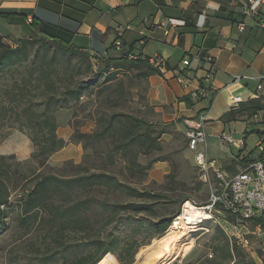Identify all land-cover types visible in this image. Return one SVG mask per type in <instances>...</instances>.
<instances>
[{
	"label": "rangeland",
	"instance_id": "1",
	"mask_svg": "<svg viewBox=\"0 0 264 264\" xmlns=\"http://www.w3.org/2000/svg\"><path fill=\"white\" fill-rule=\"evenodd\" d=\"M38 40L29 48L26 60L18 63H52L70 82L83 81L85 91L79 101L55 113L58 135L66 145L44 164L33 157L36 148L26 128L20 130L14 117L0 122V165L6 170L2 179L10 193L9 206H3L6 217L0 227V264H88L102 253L95 245L98 241L115 247L98 264H123L135 252L133 264H139L155 248L161 221L179 214L187 200L200 205L209 201L211 185L201 180L200 168L188 146L189 130L182 119L170 120L152 102L148 77L142 76L144 66L121 59L120 54L98 58L71 55L48 38ZM113 59L120 61L119 66L111 62ZM23 71L12 73L7 67L0 71V97L13 79L27 75ZM129 117L145 121L142 128H135V133L147 130L153 139H159L161 149L144 153L142 146H134V151L125 156L118 148L125 130L132 128ZM227 128L232 138L239 141L253 126L233 121ZM80 134L97 135L94 139H79ZM233 151L238 152L235 148ZM246 163L241 160L222 169L235 175ZM87 172L110 173L140 192L155 196L115 194L99 187L80 191L72 195L71 201L95 197L122 205L139 204L151 212L118 209L111 213L95 204L86 212L89 220L83 225L52 223L39 209L23 214L24 202L37 176L71 178ZM57 205L67 206L68 202L58 197ZM249 229L245 236L249 245L244 248L231 236L229 228L227 233L216 221L191 227L188 234L194 238L193 249L165 264H205L216 259L222 264H244L251 259L264 264V226L258 230L250 224ZM226 243L237 246L240 256H228Z\"/></svg>",
	"mask_w": 264,
	"mask_h": 264
},
{
	"label": "crops",
	"instance_id": "2",
	"mask_svg": "<svg viewBox=\"0 0 264 264\" xmlns=\"http://www.w3.org/2000/svg\"><path fill=\"white\" fill-rule=\"evenodd\" d=\"M245 3L246 0H0V35L9 42L56 39L97 57L119 54L113 51L119 39L124 52L164 59L166 73L148 78L149 96L157 109L170 120L182 119L188 130L204 124L208 157L217 167L241 160L247 166L258 158V144L264 143V109L258 108L264 106V28L245 12ZM170 18L182 19L185 25L165 26ZM208 57L215 64L214 75H210ZM186 59L190 63L184 66ZM236 77L241 79L236 81ZM234 96L243 99L238 109L231 106ZM184 97H189L190 102L183 101ZM233 121L253 126L238 141L243 142L240 148L223 140L231 136L227 125ZM233 148L238 152L234 153Z\"/></svg>",
	"mask_w": 264,
	"mask_h": 264
},
{
	"label": "trees",
	"instance_id": "3",
	"mask_svg": "<svg viewBox=\"0 0 264 264\" xmlns=\"http://www.w3.org/2000/svg\"><path fill=\"white\" fill-rule=\"evenodd\" d=\"M49 40L59 44L61 49L71 55L92 56L62 41ZM39 41L38 39L24 38L16 41L17 44L14 41L7 44L4 37L0 35V71L7 67L12 73L14 71L19 72L21 69H24L23 72L27 73L26 75L22 72L21 75L23 74V76L20 79H13L12 84L2 91L0 97V122L2 124L7 119L14 117V120L20 125V130H25L26 128L29 132L30 140L36 148L33 157L40 159L41 163L44 164L54 153L66 145V141L58 135L55 113L62 108H69L74 102L79 101L84 94L85 87L83 81L75 82L72 80L70 82L69 80L71 79L68 77L64 78L52 63H18L26 60L30 52L29 48ZM113 51H115L114 47ZM118 53L121 55V59L133 61L137 66H144L145 71L142 76L149 78L151 75H162L159 69L150 64L149 58L138 56V59L130 60L128 56L131 52H124L123 50ZM92 57L98 58L97 56ZM111 62H116L118 66L120 64L117 59H113ZM182 100L190 102L189 97H184ZM258 108L261 110L264 109V106L261 105ZM232 109H238V107H232ZM129 122L132 128L125 130L119 145L121 148H118L124 152L125 156L134 151V146H142L144 153H149L154 149H161L159 139H153L147 130L135 133V128H142L146 124L145 121L129 117ZM96 135L80 134L78 137L79 139H94ZM141 168L149 169V166H141ZM5 172L4 167L0 165V227L4 224L3 219L6 217L3 206H9L10 197V193L2 179ZM99 187H106L115 194L127 192L132 196H148L149 198L155 196L140 192L107 172H87L84 175L71 178H60L52 174L39 175L27 200L24 202L23 214H30L34 210L39 209V211H44L48 215V219L52 223L60 224L59 222H61L62 224L75 223L76 225H83L87 224L89 220L87 215H85L86 212L95 204H100L102 208L109 210L111 213H116L118 209H131L135 213L151 212L150 209L139 204L122 205L117 202L111 203L107 200L101 201L95 197L70 200L72 195H77L80 191H90ZM58 197L68 202V205H57ZM177 215L159 223L157 226L158 237H162L170 229L172 221ZM259 222L263 221L260 220ZM95 245L101 249L102 253L96 259L88 262V264H98L102 258L109 257L111 255L109 252L115 248L112 244L107 246L100 241L95 243ZM226 246L228 256L233 257L235 253L240 256L241 253L237 246L232 247L229 243H226ZM136 253L133 254L131 259H126L123 264H133ZM81 260L87 261L88 259L82 258ZM205 264L222 263L216 259L207 261ZM244 264L256 263L251 259Z\"/></svg>",
	"mask_w": 264,
	"mask_h": 264
},
{
	"label": "built area",
	"instance_id": "4",
	"mask_svg": "<svg viewBox=\"0 0 264 264\" xmlns=\"http://www.w3.org/2000/svg\"><path fill=\"white\" fill-rule=\"evenodd\" d=\"M245 12L257 18L264 28V0H246ZM32 20L30 19V22ZM184 26L182 19L170 18L165 21V26ZM242 24L240 30L243 31ZM169 34V30L165 32ZM116 52H122L124 45L121 40L114 43ZM128 59L136 60L138 56L129 54ZM150 64L159 69L161 74L166 73L167 63L162 58L149 59ZM211 65L210 75L215 73V64L211 57L206 58ZM189 59L184 60V66L189 65ZM241 77H236L239 81ZM264 80V77L262 78ZM262 89V84L258 86ZM243 102L241 96L231 97V106L237 108ZM223 140L240 148L243 142L235 141L231 136H224ZM208 135L204 124L188 131V146L194 153L196 165L200 168L201 180L211 185L210 198L207 204L200 205L195 200H187L183 203L180 213L185 211L187 205H192L194 210L203 211V218L189 224L198 227L205 223L216 221L227 233L231 230V236L244 247L249 245L245 239L254 224L256 229L261 230L264 226V143L258 144L259 156L245 166L239 173L231 175L224 169L217 167L215 162L208 157ZM179 215V214H178ZM176 216L174 221L180 216ZM262 220L263 222H259ZM190 227V228H191ZM228 228L230 229L228 231ZM233 232V233H232Z\"/></svg>",
	"mask_w": 264,
	"mask_h": 264
},
{
	"label": "bare ground",
	"instance_id": "5",
	"mask_svg": "<svg viewBox=\"0 0 264 264\" xmlns=\"http://www.w3.org/2000/svg\"><path fill=\"white\" fill-rule=\"evenodd\" d=\"M182 209V208H181ZM203 211L194 210L192 205H187L178 219L173 221L169 231L159 238L156 246L144 257L139 264H165L180 253H187L194 247V238L188 234L189 224L203 218Z\"/></svg>",
	"mask_w": 264,
	"mask_h": 264
}]
</instances>
